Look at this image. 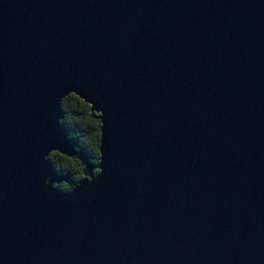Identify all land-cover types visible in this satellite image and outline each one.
<instances>
[{
    "label": "water",
    "instance_id": "1",
    "mask_svg": "<svg viewBox=\"0 0 264 264\" xmlns=\"http://www.w3.org/2000/svg\"><path fill=\"white\" fill-rule=\"evenodd\" d=\"M0 264H264V0H0Z\"/></svg>",
    "mask_w": 264,
    "mask_h": 264
},
{
    "label": "trees",
    "instance_id": "2",
    "mask_svg": "<svg viewBox=\"0 0 264 264\" xmlns=\"http://www.w3.org/2000/svg\"><path fill=\"white\" fill-rule=\"evenodd\" d=\"M77 97L75 94H69L63 98L61 102L62 122L67 128L68 136L75 138L77 141L76 154L86 155L90 163L96 165L100 157V154L99 157L97 156L100 144V121L97 114L90 110V105L80 98L77 99ZM97 132L99 135H97ZM76 154L71 157L55 151L49 154L48 159L61 178V181L54 185L60 186L67 183L74 187L83 177L80 160L76 157Z\"/></svg>",
    "mask_w": 264,
    "mask_h": 264
},
{
    "label": "clouds",
    "instance_id": "3",
    "mask_svg": "<svg viewBox=\"0 0 264 264\" xmlns=\"http://www.w3.org/2000/svg\"><path fill=\"white\" fill-rule=\"evenodd\" d=\"M66 94H71V95H74V92L72 91V89H69L59 100V107L61 109V101L62 99L66 96ZM77 99H79V97H77ZM81 103H83V101H81ZM102 112V110H100ZM59 124H63L62 122V117L58 118V121H57ZM98 123V122H97ZM97 135H99V133L97 132ZM48 153V152H47ZM97 156L99 157V153H97ZM48 158V155L46 154L43 159L46 160ZM101 160L99 161V164H100ZM101 168L98 167L95 169V174H92L91 176H89L87 179L85 180H89L91 181L93 179V177L97 176L99 173H101ZM92 172V171H91ZM77 179H79V177H77ZM44 183L47 185L49 183V177H45L44 178ZM80 184V183H79ZM78 184V185H79ZM78 185H76L75 187H72L70 186L69 184L67 183H63L61 184L60 186H56L54 185L52 182H51V187L54 188V189H58L59 191L63 192V193H67V192H70L72 190H74Z\"/></svg>",
    "mask_w": 264,
    "mask_h": 264
},
{
    "label": "bare ground",
    "instance_id": "4",
    "mask_svg": "<svg viewBox=\"0 0 264 264\" xmlns=\"http://www.w3.org/2000/svg\"><path fill=\"white\" fill-rule=\"evenodd\" d=\"M98 131V130H97ZM94 153V152H93Z\"/></svg>",
    "mask_w": 264,
    "mask_h": 264
}]
</instances>
